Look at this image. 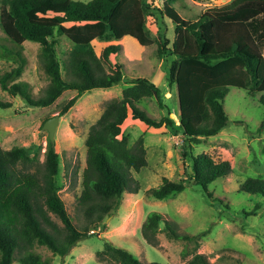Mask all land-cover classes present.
Instances as JSON below:
<instances>
[{
	"label": "trees",
	"instance_id": "trees-1",
	"mask_svg": "<svg viewBox=\"0 0 264 264\" xmlns=\"http://www.w3.org/2000/svg\"><path fill=\"white\" fill-rule=\"evenodd\" d=\"M178 1L0 0L1 28L18 47L15 53L20 58L15 72L6 73L4 80L21 73L25 59L20 48L25 40L40 43L42 66L49 77L44 93L36 98L19 83L9 87L4 84V87L21 94L34 106L50 105L64 90H76L74 96L59 104L62 115L85 91L110 88L123 80V64L118 59L111 60L121 53L122 44L110 41L97 51L96 39H120L129 35L142 45L155 43L154 52L158 57L168 53L175 56L167 80L175 84L177 91L181 160L186 167L192 165L193 172L185 170V177L179 181L163 177L160 184L146 192L165 198L184 190L188 184H197L211 198L209 184L230 171V162L217 149L194 154L192 143L215 135L229 125L224 97L231 87L246 90L264 108V0H232L208 8L192 19L177 11L174 3ZM166 20L174 25L172 39L166 32ZM62 34L72 43L64 62L55 47ZM152 95L157 96L161 107L168 108L153 81L133 77L122 96L108 100L99 118L89 126L82 189L77 197L86 218L82 226L74 221L59 195L56 176L60 158L50 138L40 172L27 168L30 161L27 148L4 149L0 145V264L14 261L47 264L34 252L36 244L46 245L55 254L66 255L79 240L106 227L104 219L119 207L123 193L139 189L138 185L131 187L129 183L130 179L134 180L131 170L139 171L147 164L143 136L130 145L122 131L123 122L131 115L148 126L164 125L169 129L174 126L169 109L166 115L155 119L138 106L141 98ZM0 105L6 106L2 102ZM19 164L23 167L19 168ZM240 189L256 200L254 211L264 205V178L248 177ZM222 199L216 198L219 205ZM222 206L231 208L225 202ZM49 212L62 221L63 235ZM230 212L240 220L249 214L245 210L231 209ZM162 222L166 234L174 239L198 243L209 232L208 229L196 234L179 231L162 212L151 210L142 223L141 233L152 245L158 244L157 233ZM97 255L110 264H165L144 262L128 248L112 241H105ZM183 264L216 263L205 253L197 252Z\"/></svg>",
	"mask_w": 264,
	"mask_h": 264
},
{
	"label": "rangeland",
	"instance_id": "rangeland-1",
	"mask_svg": "<svg viewBox=\"0 0 264 264\" xmlns=\"http://www.w3.org/2000/svg\"><path fill=\"white\" fill-rule=\"evenodd\" d=\"M231 1L180 0L174 6L183 17L192 19L208 8ZM165 23L167 35L172 39L174 25L170 20ZM110 41L120 42L123 46L117 57H111V60L118 59L123 64V80L110 88L85 91L67 112L60 115L59 104L74 96L76 90H64L50 105L34 106L21 94L4 87V84L9 87L19 83L36 98L44 93L49 77L42 66L40 43L25 40L20 48L25 59L21 73L4 80L6 73L15 72L20 58L15 53L18 47L7 38L0 25V102L6 104L0 105V145L4 149L15 146L27 148L30 155L27 168L33 172L42 171L49 139V131L42 126L47 119L59 114L54 135L60 158L57 188L66 209L79 226L86 223L77 197L82 189V173L86 165L87 132L107 101L120 98L131 78L147 77L159 87L162 101L168 108L159 105L156 95L141 98L138 106L155 119L166 115L169 109L174 120L172 129L164 125L156 128L129 115L122 124V131L128 136L130 145L143 136L146 149V166L139 171L131 170L134 180L130 179L129 183L131 187L138 185V191H125L119 207L104 219L106 227L79 240L66 255L55 254L41 244L33 247L34 252L40 254L47 264H110L100 258L97 251L104 248L105 241H112L128 248L144 262L183 264L201 252L216 264H264V205L254 211L256 200L240 189L248 177L264 178V127L260 128L264 117L262 105L254 101L246 90L231 87L224 97L229 125L215 135L192 143L194 154L217 149L230 162V171L209 184L211 198L197 184H188L184 190L165 198L151 196L147 189L160 184L163 177L179 181L185 177V170L193 172L192 165L186 167L181 160L177 91L175 84L167 80L169 66L175 56L168 53L158 57L154 52L155 43L142 45L129 35L120 39H96L95 49L98 51ZM55 47L62 62L68 59L72 43L64 34L58 36ZM63 74L66 76L65 71ZM22 167L23 164H19V168ZM217 197L223 198L222 205L225 202L231 208L219 205ZM231 209L249 211V214L240 220L230 212ZM151 210L162 212L179 231L196 234L208 229L209 232L198 243L174 239L166 234L162 222L157 233L158 244L152 245L141 233L142 223ZM49 215L63 235L62 221L53 212ZM12 264L20 263L14 261Z\"/></svg>",
	"mask_w": 264,
	"mask_h": 264
},
{
	"label": "water",
	"instance_id": "water-1",
	"mask_svg": "<svg viewBox=\"0 0 264 264\" xmlns=\"http://www.w3.org/2000/svg\"><path fill=\"white\" fill-rule=\"evenodd\" d=\"M58 123H59V114L57 113L53 117L47 119L42 126L43 129H47L49 131V138L53 144L55 143L54 135Z\"/></svg>",
	"mask_w": 264,
	"mask_h": 264
}]
</instances>
